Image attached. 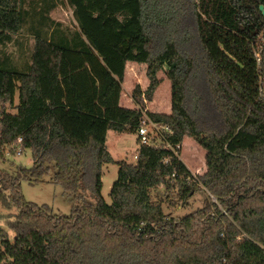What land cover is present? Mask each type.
<instances>
[{
    "label": "trees",
    "instance_id": "obj_1",
    "mask_svg": "<svg viewBox=\"0 0 264 264\" xmlns=\"http://www.w3.org/2000/svg\"><path fill=\"white\" fill-rule=\"evenodd\" d=\"M66 1L75 29L51 19L50 0L33 12L26 0H0V46L40 18L30 62L19 67L0 53V149L22 138L33 156L17 178L0 173V202L18 211L8 221L13 236L0 229V264H264V61L255 56L264 0ZM129 62L146 64L150 81L134 89L135 110L120 105ZM165 68L171 113H154L145 103ZM17 92L12 114L5 108ZM145 117L172 147L194 139L207 172L192 175L165 146L116 162L108 132L138 134ZM109 164L119 167L110 204ZM53 170L74 196L70 215L20 192L22 176L40 181ZM200 186L216 201L181 219L152 196L164 187L185 203Z\"/></svg>",
    "mask_w": 264,
    "mask_h": 264
},
{
    "label": "rangeland",
    "instance_id": "obj_2",
    "mask_svg": "<svg viewBox=\"0 0 264 264\" xmlns=\"http://www.w3.org/2000/svg\"><path fill=\"white\" fill-rule=\"evenodd\" d=\"M56 1L58 3V7L52 11L49 16L55 21L63 23L66 27L75 29L77 25L73 15V9L68 5L66 0ZM28 30L29 28L25 27L19 34L14 36L15 38H13V41L10 43L5 42L0 46L2 59L3 56H11L12 61L19 67L24 66L27 62H30L34 47V39L28 34ZM263 49L264 36L261 38L260 46H258V50L256 51L260 54L262 63ZM129 73L134 76L136 75V80L132 78V84H128V88L125 87V92L128 96L132 97L136 86L140 85L142 89L143 87H145V89L148 87L149 79L147 77V70H145L141 65L129 68ZM158 77L161 79L162 86L160 85L161 87H159L160 90H158V96H154L151 107L153 112L165 113L170 110L172 100L170 90L171 81L167 77V68L160 72ZM17 97H19L18 92L15 96L14 105L6 106L5 110L7 112H15L16 103L18 101ZM145 104L147 108L148 104ZM132 108H136V105H133ZM152 109L150 111H152ZM145 119L147 118L145 117ZM149 130L152 132L153 136H156V139H159V134L163 132L161 127L157 131H153L151 128H149ZM137 140L138 134L127 131L122 133L111 131L108 133L107 147L117 162L126 161L129 163H135L136 161L134 157L139 149ZM17 145L19 144L16 142V146ZM20 149H22L21 146H17L13 151H11L9 147L0 149V173H5L13 178H17L21 173V170L31 169L33 167V156L31 150L22 149L23 154L18 155L17 152ZM205 155L206 151L192 138L190 139V142H183L182 149L179 153L181 161L194 176H202L207 172ZM118 172L119 167L117 164H109L103 168L102 195L109 204L111 203V189L118 179ZM53 175L54 170L40 181L32 178L30 175H27V177L22 176L20 179V192L24 199L29 203H34L40 207L47 206L54 214L70 215L73 205L75 204L74 196L65 192L61 185L56 184L52 179ZM200 187L201 188L199 190L195 193L193 192V194L189 196L187 202L185 203L178 200L176 201V194H171L169 195L170 197H168V193L164 187H160L158 190L153 191L152 196L154 200L164 202L163 210L169 217L181 219L193 212L203 209L209 202L216 201V199H214V197L211 196L204 189V187ZM83 195L88 198V193L83 192ZM17 212L18 211L16 209H6L0 202V229L6 230L11 236H13V233L9 230L8 221L12 220V218L9 219V217L11 215H15Z\"/></svg>",
    "mask_w": 264,
    "mask_h": 264
},
{
    "label": "crops",
    "instance_id": "obj_3",
    "mask_svg": "<svg viewBox=\"0 0 264 264\" xmlns=\"http://www.w3.org/2000/svg\"><path fill=\"white\" fill-rule=\"evenodd\" d=\"M42 0H26V3H25V8L28 10H31L33 12V10H39L40 7H42ZM53 4V5H56L55 8L52 10L54 11L57 7H58V3L56 0H50V5ZM51 11V12H52ZM50 12V13H51ZM52 19V18H51ZM54 20V19H53ZM55 21V20H54ZM39 22H40V18L39 17H33V16H30L29 18H27V21H26V24L23 26V29L26 27V28H29V30L27 31L29 35H31V37L34 39L35 41V36H34V32L33 30L31 31L30 28H39ZM56 22H59V21H56ZM61 23V22H60ZM63 24V23H62ZM64 25V24H63ZM65 26V25H64ZM66 27V26H65ZM15 38V37H14ZM8 43V42H7ZM16 65V64H15ZM143 66V68L145 70H147V65L146 64H139V63H135V62H129L127 63L126 65V71H125V81L123 83V86H122V94H121V101H120V105L124 108H127V109H132V110H135V109H138L137 105L135 104L134 100H133V96L130 97L128 96V94L125 92V87L128 88V84H132V78L134 80H136V75H132L131 73H129V68H133L134 66ZM129 77V78H128ZM168 83V82H167ZM166 83V84H167ZM149 84H150V81H149ZM149 86V85H148ZM162 86V85H161ZM160 86V87H161ZM148 88V87H147ZM146 88V89H147ZM168 88V87H167ZM145 87H143V90H146ZM128 90V89H127ZM132 90V89H131ZM158 90H160V88L157 89V91L155 92L154 96H158ZM170 90H171V97H172V86L170 87ZM128 92V91H127ZM18 98V99H17ZM16 99L18 100L17 103H16V106H18L19 104V97H17ZM148 105L147 108H149L148 110L150 111L152 109V102H146ZM133 105H136V108H132ZM16 110L14 113L12 114H16ZM153 112V109L152 111ZM156 113V112H154ZM171 113V107H170V110L169 111H166L165 113L163 114H170ZM111 132V131H109ZM108 132V133H109ZM187 138H190V137H186L184 139V141H189L190 142V139H187ZM107 141H108V135H107ZM108 148V147H107ZM110 152V151H109ZM111 153V152H110ZM207 154V152H206ZM112 155V154H111ZM206 156V155H205ZM113 157V156H112ZM114 159V158H113ZM115 160V159H114ZM117 162V160H115ZM107 166V165H106ZM104 166V167H106ZM204 175V174H203Z\"/></svg>",
    "mask_w": 264,
    "mask_h": 264
},
{
    "label": "built area",
    "instance_id": "obj_4",
    "mask_svg": "<svg viewBox=\"0 0 264 264\" xmlns=\"http://www.w3.org/2000/svg\"><path fill=\"white\" fill-rule=\"evenodd\" d=\"M256 59H257V64L260 67L262 64V59L260 57V54L256 52L255 54ZM264 86V80L263 77L261 78L260 81V93L261 96L264 95V91H263V87ZM147 118V117H146ZM149 128H151L153 131H157L159 130V126L155 123H153L152 121H150L148 118L144 120V122L142 123L139 131H138V138H139V148L142 146H148V147H160V146H165L166 148L171 149L180 159L179 157V153L182 149L183 144H179L176 147H172L170 144H167L165 142H163V138L160 135L159 139H156V136L152 135V132L149 130ZM23 142L22 138H19L17 140V143L19 144L18 146H20ZM18 155H22L23 154V150L20 149L17 152ZM135 161L138 159V154L136 153L135 157H134ZM181 160V159H180ZM168 163V161H166ZM193 175V174H192ZM175 176V175H173Z\"/></svg>",
    "mask_w": 264,
    "mask_h": 264
},
{
    "label": "water",
    "instance_id": "obj_5",
    "mask_svg": "<svg viewBox=\"0 0 264 264\" xmlns=\"http://www.w3.org/2000/svg\"><path fill=\"white\" fill-rule=\"evenodd\" d=\"M261 10H263V15H264V8L263 7H261ZM215 199V198H214Z\"/></svg>",
    "mask_w": 264,
    "mask_h": 264
},
{
    "label": "flooded vegetation",
    "instance_id": "obj_6",
    "mask_svg": "<svg viewBox=\"0 0 264 264\" xmlns=\"http://www.w3.org/2000/svg\"><path fill=\"white\" fill-rule=\"evenodd\" d=\"M262 52H263V55H264V49H263V51H262ZM263 61H264V57H263Z\"/></svg>",
    "mask_w": 264,
    "mask_h": 264
}]
</instances>
